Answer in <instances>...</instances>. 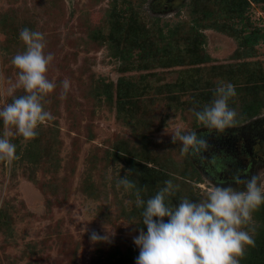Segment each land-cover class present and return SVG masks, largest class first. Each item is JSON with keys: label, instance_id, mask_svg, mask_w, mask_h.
<instances>
[{"label": "rangeland", "instance_id": "obj_1", "mask_svg": "<svg viewBox=\"0 0 264 264\" xmlns=\"http://www.w3.org/2000/svg\"><path fill=\"white\" fill-rule=\"evenodd\" d=\"M113 1L0 0V106L24 94L11 64L12 56L25 49L18 38L24 27L44 34L45 52L53 55L47 77L56 84L43 101L55 119L39 126L34 139L11 137V142L20 147L18 158L11 163L0 160V264H108L107 251L139 254L133 238L139 230L146 231L142 214L134 203L133 190L117 186L118 178L129 174V164L136 155L147 162V167L164 172L155 190L166 180L179 186L169 197L173 205L182 198L206 199L213 186H220L200 172L189 152L182 153L179 140L172 142L176 130L186 134L206 129L193 115L194 108L187 109L189 91L178 94L185 109H174L168 107L164 89L161 95L152 90L167 84L172 87L177 81L184 87L192 80L203 83L212 66L243 61L249 68H256L264 82V44L254 47L253 56L236 60L232 58L236 49L232 37L211 27L199 29L205 37L202 49L210 60L192 65L182 55L186 51L181 38L201 18L194 0ZM111 5L126 16L124 23L129 18L135 35H141V28H145L149 39L144 40L155 41L157 48L162 46L161 35L165 39L172 35L177 61L162 65L154 58L136 60L133 55L130 61L136 65L130 70L133 64L129 62L128 67L120 60L114 45L106 39ZM209 7L216 9L214 4ZM248 12L249 27L264 29V5H250ZM129 27L124 25L127 33ZM120 77L134 86L147 85L146 95L140 98L142 106L133 107L125 122L116 118L113 107L92 98L98 84L114 85ZM64 79L70 81L67 91L62 88ZM178 90L172 87L168 93ZM151 95L155 97L153 103L145 98ZM233 102L239 113L237 96ZM263 118L264 105L251 117L236 120L230 129L252 128L253 122ZM4 131L0 122V135ZM123 140L135 151L115 161L111 154ZM253 175L259 177L264 189L263 162L240 179ZM221 185L243 188L234 182ZM253 221L256 231L259 223L254 217ZM93 231L102 236L111 234L109 242L93 243L89 238Z\"/></svg>", "mask_w": 264, "mask_h": 264}, {"label": "clouds", "instance_id": "obj_2", "mask_svg": "<svg viewBox=\"0 0 264 264\" xmlns=\"http://www.w3.org/2000/svg\"><path fill=\"white\" fill-rule=\"evenodd\" d=\"M18 38L25 49L12 56L11 64L17 70V83L24 94L0 106V122L5 126L0 135V160L9 163L18 158L11 137L34 139L39 126L55 119L43 103L46 95L56 88L55 82L47 77L53 55L45 52V36L24 27ZM61 83L67 91L70 81L64 79ZM235 95V86L222 81L215 87L210 103L193 109V115L204 128L223 132L235 123L237 113L229 106ZM171 136L172 142H181L182 153L208 147L207 139L196 131L185 134L176 130ZM234 183L242 184L243 188L213 186L206 199L182 198L173 205L169 197L175 195L179 186L172 180L164 181V186L145 200L133 180L126 175L119 177L117 186L133 190L135 205L143 209L141 223L146 231L139 230L133 238L139 249L135 264H240L247 247L255 244L252 213L264 204V189L256 175L243 180L237 176ZM110 235L93 231L89 238L93 243H107Z\"/></svg>", "mask_w": 264, "mask_h": 264}, {"label": "trees", "instance_id": "obj_3", "mask_svg": "<svg viewBox=\"0 0 264 264\" xmlns=\"http://www.w3.org/2000/svg\"><path fill=\"white\" fill-rule=\"evenodd\" d=\"M195 4L201 10L199 11L201 18L198 19L195 26L190 28V33L181 38V44L186 51L182 55L187 58L190 64L199 66L208 63L210 60V57L202 49L205 37L199 32V29L211 27L232 37L236 41V49L232 54V58L236 60L253 56L255 54L254 47L259 43L264 44V29L250 28L248 17L250 5L263 6L264 0H194V6ZM211 4L215 5V10L209 7ZM192 12L193 14L195 13L194 10ZM125 18L126 16H123L120 10L111 5L107 19L109 32L106 39L114 45L115 55L120 60L126 61L128 67L131 66L128 64L129 62L133 64L130 61L133 55L136 60H143V58L147 57L154 58L162 65H168L172 62L171 60H175L176 55L172 52V47L174 46L171 44L172 35L167 36L166 39L164 35H161L162 46L157 48L155 41L148 43L144 40L149 39L145 28H141V35H135L136 32L132 27V23L131 25L129 24V18L127 23H124ZM124 25L130 26L128 33L125 31ZM247 64L243 61L235 64L212 66L210 72L205 74L204 77L206 79L204 78L203 83L192 80L188 81L186 87H184L182 81H177L172 87L177 90V87H179L180 90L172 95L171 92L168 93L170 88H172L168 84L155 87L152 92L161 95L164 93L162 92L164 89L168 107L185 109L180 105L178 94L180 91H189L191 97L188 101L187 109L194 108L199 110L214 98V89L220 82H230L235 86L236 95L230 99L229 106L234 109L233 100L236 96L239 99V113H237L234 123L236 124V120L251 117L264 105L263 78L255 71L256 68H249ZM135 65L133 64L130 70ZM146 92L147 85L143 87L134 86L132 81L126 77H120L114 85L111 83L98 84L94 88L92 98L98 104L105 103L106 106L113 107L116 112V118L125 122L128 116H131L133 107L142 106L143 100L140 98L141 96L143 98ZM145 98L149 103L155 101V97L152 95ZM128 145L124 140L117 143L111 154L113 160L116 161L120 156L124 155L128 157L130 153L133 155L135 150ZM19 148L16 146V155H18ZM127 161L129 162V160ZM146 164V161L141 160L136 155L135 158H132L131 165L129 164V174L127 175L129 179L135 182L136 188L141 190V196L144 193L142 198L145 200L157 192L155 189L164 174L163 171L157 170L159 168L156 169L154 166L147 167ZM146 193H148V196ZM139 210L142 214L143 209L139 207ZM252 216L259 223L257 230L253 234L255 244L247 247L244 256L240 258V264H264V204L258 207L252 213ZM0 227H3L1 220ZM105 254L108 256V264H135V258L138 256V254L136 255L130 250H126L123 253L118 250L112 251V253L107 251Z\"/></svg>", "mask_w": 264, "mask_h": 264}, {"label": "flooded vegetation", "instance_id": "obj_4", "mask_svg": "<svg viewBox=\"0 0 264 264\" xmlns=\"http://www.w3.org/2000/svg\"><path fill=\"white\" fill-rule=\"evenodd\" d=\"M173 3L176 0H162ZM255 124V125H254ZM254 127L228 128L223 132L212 129L197 131L207 139V149L189 151L192 162L204 175L218 184L234 182L244 177L252 168L264 163V118L253 122ZM263 125L262 128L258 126Z\"/></svg>", "mask_w": 264, "mask_h": 264}]
</instances>
